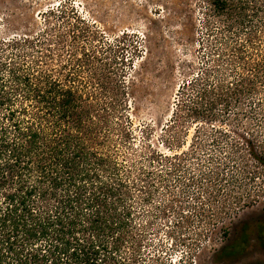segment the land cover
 Wrapping results in <instances>:
<instances>
[{"label": "rangeland", "instance_id": "rangeland-1", "mask_svg": "<svg viewBox=\"0 0 264 264\" xmlns=\"http://www.w3.org/2000/svg\"><path fill=\"white\" fill-rule=\"evenodd\" d=\"M254 25L250 42L208 0H0V58L75 75L100 111L130 190L126 264H264V21ZM207 85L228 101L196 116ZM244 234L235 259L216 260Z\"/></svg>", "mask_w": 264, "mask_h": 264}, {"label": "trees", "instance_id": "trees-1", "mask_svg": "<svg viewBox=\"0 0 264 264\" xmlns=\"http://www.w3.org/2000/svg\"><path fill=\"white\" fill-rule=\"evenodd\" d=\"M208 3L227 28L251 29L250 42L259 36L253 26L264 21V0ZM80 82L0 58V264L127 262L130 190L103 147L104 121L97 122L100 111ZM216 88L202 89L205 102L192 114L205 116L203 103L211 113L226 104ZM257 158L264 166V156ZM247 238L216 260L235 259Z\"/></svg>", "mask_w": 264, "mask_h": 264}]
</instances>
